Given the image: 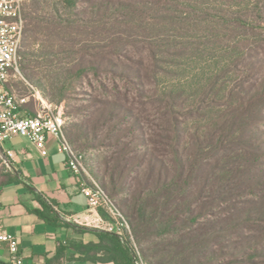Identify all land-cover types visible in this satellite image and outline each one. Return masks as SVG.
Listing matches in <instances>:
<instances>
[{"label": "trees", "instance_id": "16d2710c", "mask_svg": "<svg viewBox=\"0 0 264 264\" xmlns=\"http://www.w3.org/2000/svg\"><path fill=\"white\" fill-rule=\"evenodd\" d=\"M47 1L23 5L22 44L40 31L61 28L57 5L88 15L86 26L97 16L96 0H56L49 25L43 11ZM244 63L242 78L232 87L221 85L215 93L218 81L210 80L191 104L168 92L153 127L146 126L125 94L119 96L120 81L142 91L138 63L96 50L70 69L79 79L113 77L103 97L64 109L75 121L66 122L63 133L75 150L105 148L91 174L107 194H121L117 209L149 264H264V54ZM16 112L36 113L24 104ZM16 180L11 161L0 172V187ZM34 194L41 208L32 212L45 223L97 236V242L72 238L59 243L50 264H61L69 249L68 259L84 263L133 264L129 240L65 222L53 200ZM0 264L7 263L0 259Z\"/></svg>", "mask_w": 264, "mask_h": 264}, {"label": "rangeland", "instance_id": "374dc122", "mask_svg": "<svg viewBox=\"0 0 264 264\" xmlns=\"http://www.w3.org/2000/svg\"><path fill=\"white\" fill-rule=\"evenodd\" d=\"M96 1L97 16L87 26L88 15L78 16L57 5L56 0L43 3L49 25L54 24L53 8H61L62 20L57 21L61 28L40 31L22 44L20 74L11 73L2 85L17 106L24 104L37 111L44 105L53 108L61 104L70 109L103 97L105 90H111L113 77L103 74L100 78L79 79L70 69L84 55L88 58L96 50L104 51L115 60L139 64L144 77L139 94L119 78L115 80L120 81L119 96L125 94L128 104L144 117L146 126L153 127L168 92L185 98L186 105L191 104L199 98L200 86L217 80L215 93L221 85L230 88L242 78L244 62L264 54V0ZM242 20L246 24L238 25ZM86 46L89 49L85 50ZM61 96L63 100L56 103L54 100ZM21 98L26 101L21 103ZM19 115L26 114L20 111ZM68 117L67 122L75 121ZM17 138L6 144L28 141ZM76 151L83 155L84 166L94 178L93 165L105 148ZM4 165L11 166V157L0 144V172ZM85 179L91 184L88 177ZM109 195L121 208V194Z\"/></svg>", "mask_w": 264, "mask_h": 264}, {"label": "crops", "instance_id": "0c3cea01", "mask_svg": "<svg viewBox=\"0 0 264 264\" xmlns=\"http://www.w3.org/2000/svg\"><path fill=\"white\" fill-rule=\"evenodd\" d=\"M6 141L1 146L12 153V169L17 180L0 187V230L16 236L24 264H50L58 244L66 245L72 238L82 239L85 243L97 242V236L92 232L78 234L70 227L47 224L32 212L41 208L34 193L53 200L61 217L87 210V198L80 189L81 180L66 166L65 154L56 138L47 136L45 156L29 141L16 140L10 144ZM71 252L67 250L61 264H94L68 259ZM0 259L7 263L5 244H0Z\"/></svg>", "mask_w": 264, "mask_h": 264}, {"label": "built area", "instance_id": "2783aa9c", "mask_svg": "<svg viewBox=\"0 0 264 264\" xmlns=\"http://www.w3.org/2000/svg\"><path fill=\"white\" fill-rule=\"evenodd\" d=\"M25 1L0 0V144L12 137H22L45 156L47 155L46 138L48 135L54 136L65 154L66 166L77 177H88L91 181V184H88L84 179H80L81 192L87 198L86 213L62 215V218L67 222L104 230L129 240L133 264H149L140 247L135 243L128 221L117 209L115 200L88 174L83 155L76 151L65 137L63 131L69 117L66 116L63 106L60 104L50 108L44 105L33 116H19L13 96L2 87L11 73L20 74V48L24 34L22 8ZM25 101V98L20 99L21 103ZM6 152L9 157L12 156L10 151ZM0 244L6 245L7 264H24L14 234L0 230Z\"/></svg>", "mask_w": 264, "mask_h": 264}]
</instances>
